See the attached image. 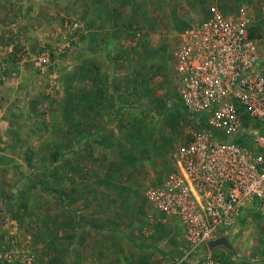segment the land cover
<instances>
[{"label":"rangeland","instance_id":"374dc122","mask_svg":"<svg viewBox=\"0 0 264 264\" xmlns=\"http://www.w3.org/2000/svg\"><path fill=\"white\" fill-rule=\"evenodd\" d=\"M243 6L264 45V0H0V251L9 264L184 256L182 223L145 196L197 128L175 106L173 54L187 25ZM231 230L234 252L213 255L264 264V215L249 208Z\"/></svg>","mask_w":264,"mask_h":264},{"label":"built area","instance_id":"2783aa9c","mask_svg":"<svg viewBox=\"0 0 264 264\" xmlns=\"http://www.w3.org/2000/svg\"><path fill=\"white\" fill-rule=\"evenodd\" d=\"M81 27L79 20L69 25ZM251 28L249 6L231 16L215 9L178 36V99L201 127L177 148L174 170L145 195L154 211L183 225L190 247L173 264L198 255L196 264H225L209 241L229 235L249 208L264 215V135L256 133L264 132L256 123H264V45ZM11 257L0 251V264Z\"/></svg>","mask_w":264,"mask_h":264},{"label":"trees","instance_id":"16d2710c","mask_svg":"<svg viewBox=\"0 0 264 264\" xmlns=\"http://www.w3.org/2000/svg\"><path fill=\"white\" fill-rule=\"evenodd\" d=\"M251 36H255L254 28H251ZM175 106H176V107L183 108V109L186 111V109L184 108V106L182 105L181 102H175ZM124 107H125V106H118V107H117V111H116V113H115V116H114V118H113L111 121H113L114 119H116V118H118V117L120 116V112L122 111V109H124ZM186 112L190 115V113H189L188 111H186ZM108 123H109V122H108ZM108 123L106 122L104 125H102L101 127L97 128L95 131H93V133H98V132H100V131L106 129L107 126H108ZM196 124H197V123H195V125H196ZM196 127H201V126L197 124ZM33 181H34V180H33ZM44 190H45L46 192H52V191H53V189H50V188H44ZM63 205H64V204H63ZM78 226L81 227L82 224L78 223ZM92 227H95V226H92ZM95 228H96V227H95ZM177 252H180L182 255L184 254V250H181V249H180V250L178 249ZM232 252H234V251H232ZM259 261H260L261 263H264V258L259 259Z\"/></svg>","mask_w":264,"mask_h":264},{"label":"water","instance_id":"95a60500","mask_svg":"<svg viewBox=\"0 0 264 264\" xmlns=\"http://www.w3.org/2000/svg\"><path fill=\"white\" fill-rule=\"evenodd\" d=\"M218 246H224L226 248H228L229 250H234V246L232 244V242H230L229 238L227 235H222L219 236L217 238L211 239L209 241V247L211 249L218 247Z\"/></svg>","mask_w":264,"mask_h":264},{"label":"crops","instance_id":"0c3cea01","mask_svg":"<svg viewBox=\"0 0 264 264\" xmlns=\"http://www.w3.org/2000/svg\"><path fill=\"white\" fill-rule=\"evenodd\" d=\"M13 86H16V84H13ZM232 230L229 231V234L231 233ZM229 237V235H227ZM176 252V251H175Z\"/></svg>","mask_w":264,"mask_h":264}]
</instances>
